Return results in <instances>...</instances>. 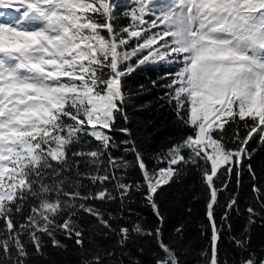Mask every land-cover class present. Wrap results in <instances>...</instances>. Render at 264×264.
Wrapping results in <instances>:
<instances>
[{
    "label": "snow or ice",
    "instance_id": "snow-or-ice-1",
    "mask_svg": "<svg viewBox=\"0 0 264 264\" xmlns=\"http://www.w3.org/2000/svg\"><path fill=\"white\" fill-rule=\"evenodd\" d=\"M149 70L155 79L128 83ZM151 88L165 90L187 130L153 167L126 111ZM253 141L264 147V0H0V264H65L66 241L75 264H125L123 250L143 236L161 250L155 264H180L184 226L165 238L156 196L192 171L205 198L202 235L210 230L206 264H264V246L251 247V228H264ZM121 147L141 179L125 182L132 164L113 154ZM245 171L255 204L233 235L239 192L230 189ZM142 190L156 226L125 205ZM117 199L119 209L103 206ZM225 236L238 259L221 258Z\"/></svg>",
    "mask_w": 264,
    "mask_h": 264
},
{
    "label": "trees",
    "instance_id": "trees-1",
    "mask_svg": "<svg viewBox=\"0 0 264 264\" xmlns=\"http://www.w3.org/2000/svg\"><path fill=\"white\" fill-rule=\"evenodd\" d=\"M119 2L126 4L127 0H119ZM124 22L122 21V23ZM147 77L155 79V70H149L146 73L137 72L129 78L128 83L133 86L138 83H147ZM164 94L165 90L163 88H151L149 92L134 95L126 108L129 114L127 126L132 130L133 138L137 141V145L144 153L150 167L155 166L154 156L157 153L166 150L173 142L178 141L179 138L187 134V130L177 121L174 105H170L162 98ZM123 126H125L124 120H118L117 128ZM114 135L118 142L127 139L119 132L114 133ZM251 147L258 149L250 162L257 173L258 184L264 185V147H258L255 141L252 142ZM113 154L116 156L125 155V158L132 164L126 172L125 182H135L141 179L140 170L135 166L133 154H125L123 147L114 151ZM83 184L92 191H98L101 187L99 184L92 185L89 180H84ZM252 184L253 181L250 175L245 171L243 183L239 189L236 188L235 181L231 186V191L239 192L238 205L230 213L233 235H238L243 231L248 215L246 209L249 205L255 204ZM104 187L111 189L113 183H107ZM144 194L143 190L134 191L130 199L125 202V205L141 214L149 226H156L159 221L150 206L147 205ZM156 200L164 217L163 231L165 238L175 235L174 229L177 226H184L179 237L180 264H206L207 256L205 253L209 246L210 230L202 235L201 226L206 227L207 220L205 217V198L198 173L192 171L181 183H173L170 186L163 187L156 196ZM96 204L101 206L98 201ZM103 206L109 210H117L120 207V201L117 199ZM222 211V208L217 209L218 215L222 214ZM86 219L90 220L91 218ZM95 240L104 246H108L115 242V237L102 238L97 234ZM66 242L69 244V251L61 253L57 256V260L64 261L65 264H75L77 257L72 248L73 242ZM261 246H264V228L259 227L257 224L251 228V247L258 249ZM221 249V258L224 254H227L230 260L239 258V249L229 243L227 236L221 243ZM123 251L126 253L124 257L125 264H128L129 259L138 260L140 264H155L158 256L162 255L155 239L149 236L134 237Z\"/></svg>",
    "mask_w": 264,
    "mask_h": 264
}]
</instances>
